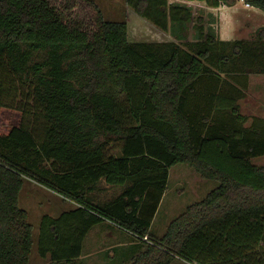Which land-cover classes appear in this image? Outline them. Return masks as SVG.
<instances>
[{"label": "trees", "instance_id": "trees-1", "mask_svg": "<svg viewBox=\"0 0 264 264\" xmlns=\"http://www.w3.org/2000/svg\"><path fill=\"white\" fill-rule=\"evenodd\" d=\"M125 1L185 38L190 5ZM251 3L264 11V0ZM186 45L132 42L127 23L106 20L93 0H0V110L11 107L13 86L28 83L44 128L40 139L24 124L0 129V264H30L25 177L77 205L41 217L36 245L46 264H79L87 233L104 221L134 236L131 264H264V166L251 162L264 156V119L245 126L239 106L249 72L264 74V29L224 41L201 24ZM178 163L219 185L156 238L150 228ZM101 180L123 187L107 204L88 193Z\"/></svg>", "mask_w": 264, "mask_h": 264}, {"label": "rangeland", "instance_id": "rangeland-1", "mask_svg": "<svg viewBox=\"0 0 264 264\" xmlns=\"http://www.w3.org/2000/svg\"><path fill=\"white\" fill-rule=\"evenodd\" d=\"M93 1L99 5L106 20L127 23L128 37L132 42H180L183 48L189 49L186 44L187 42L196 41V29L201 24L205 28L211 25L217 39L220 38L222 40L227 38L256 39L257 34L264 29V15H262V12L258 11L255 6L250 7L253 9L245 7L240 0H235V4L232 5L235 8H227L229 11H226L225 14L223 13L224 11L221 12L216 9L213 13V18L208 15L209 7L206 3L203 6L196 4L191 6L193 8V16L185 31V38L179 41L170 32L160 30L148 20L137 15L127 5L125 0ZM227 6L222 5L221 7L224 10ZM199 18H203L202 23H199ZM228 18L229 25L225 27V21ZM226 32H228V36H226ZM30 89H33L32 85L21 82L12 87V92L6 96L5 100L6 104L11 107H4L0 110V129H8L11 125L24 124L34 133L37 139H40L44 136V128L40 124L41 118L38 116L40 108L37 106L33 94L29 92ZM245 94L246 96L239 101L240 112L248 118L245 126H251L255 119H264L263 74L249 72V83ZM108 152L114 156H120L121 154L118 147L114 145L108 147ZM251 162L258 166H264V156L253 158ZM49 165L51 166V163ZM218 185V181L203 178L188 164L178 163L173 165L169 170L166 194L150 228L154 237L161 238L165 235L169 224L176 217L184 213L188 206L202 201ZM103 195L110 196L112 192L110 190ZM69 204L70 201L68 199L30 178H24L19 196V205L28 212L29 221L33 226L35 243L31 253L30 264L47 263V260L40 257L36 245L41 217L44 214L57 216L66 210ZM96 234H98L97 231ZM87 246L88 248H86L82 262L84 261L86 264H111L109 260H103L105 256L101 251L105 246L101 244ZM257 251L258 257L264 258V241L258 246ZM171 264L190 263L175 259Z\"/></svg>", "mask_w": 264, "mask_h": 264}, {"label": "crops", "instance_id": "crops-1", "mask_svg": "<svg viewBox=\"0 0 264 264\" xmlns=\"http://www.w3.org/2000/svg\"><path fill=\"white\" fill-rule=\"evenodd\" d=\"M174 2H180V3L183 2V3H186L190 6L196 5V4L203 6L205 4V2H203V1H185V0H170L169 1V3H174ZM233 7L234 6H227V7H225L224 10L221 6L219 8L209 7L208 9H209V13H214V11H216V9H218L221 12L224 11L223 13L225 14L226 11H229V10H227V8L231 9ZM255 8H257L258 11H261L262 15H264L263 10H261L258 7H255ZM250 9H253V8H250ZM240 18H242V17H240ZM228 23H229V18H228V20L225 21V27L229 25ZM226 36H228V32H226ZM235 40L249 41L252 39H236V38L224 39V41H235ZM247 82L249 83V75H248V81ZM122 188L123 187H121V186L109 185L104 180H101L97 183V185L95 186V188L93 190H88V193H90L91 197L94 198L95 203L99 204L101 202L102 204H107V203L111 202L112 200H114L121 193L120 190ZM110 190L112 192V195H110V196L103 195V194H105V192L110 191ZM166 190H167V188H166ZM166 190H165V193L163 195V198L166 194ZM163 198L161 200L159 208L162 204ZM69 201H70V204L68 205L69 207L66 210L75 209L77 207V205L73 201H71V200H69ZM159 208H158V211H159ZM96 231L98 232V234H96ZM93 233H95V234L93 235ZM94 236H95V238H94ZM96 244H101V245L105 246V248H103V250H102L104 252L101 251V253H104V256H105L103 258V260L105 261L107 259L111 262V264H131L132 261L134 260L133 256L136 255V254H134V252L136 250V240L134 239V236L130 232H128V231L122 229L120 226L116 225L115 223H112L110 221H104V222L94 226L87 233V235L84 239V242H83V253H82V256L78 260L79 264L80 263L86 264L84 261L82 262V260L84 259V254H85V251L87 250L86 248H88L87 245L91 246V245H96ZM90 246H89V248H90ZM91 249H93V248L91 247ZM97 254H98V252H97Z\"/></svg>", "mask_w": 264, "mask_h": 264}, {"label": "built area", "instance_id": "built-area-1", "mask_svg": "<svg viewBox=\"0 0 264 264\" xmlns=\"http://www.w3.org/2000/svg\"><path fill=\"white\" fill-rule=\"evenodd\" d=\"M252 0H240L241 3H243L245 5V7L250 8L253 7V4L251 3ZM144 241H147L151 244H153L149 239L148 236H145L142 238Z\"/></svg>", "mask_w": 264, "mask_h": 264}]
</instances>
